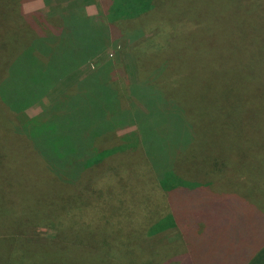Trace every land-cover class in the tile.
Here are the masks:
<instances>
[{
	"label": "rangeland",
	"instance_id": "rangeland-1",
	"mask_svg": "<svg viewBox=\"0 0 264 264\" xmlns=\"http://www.w3.org/2000/svg\"><path fill=\"white\" fill-rule=\"evenodd\" d=\"M82 5L90 15L100 11L98 0H27L21 8L23 14L50 17ZM146 15L119 23L122 32L114 47L60 81L41 104H52L97 64L110 61L125 108L129 86L138 80L155 82L166 63V80L155 84L175 97L181 110L160 120L152 134L156 141L147 148L135 126L102 138L98 152L113 155L101 163L115 157L117 173L101 166L103 174L89 179L92 187L73 195L71 209L70 195L57 183L43 190L46 170L23 154L20 147L28 142L15 135L0 112V264H102L98 255L87 252L96 242L94 246L105 247L100 228L135 242L131 264H155L163 254L175 256L183 248L179 226L147 235L168 214L192 218V239L199 237L200 218L211 215L205 212L213 202L221 212L228 210L220 218L226 232L257 220L238 219L242 204L264 215V0H154L153 12ZM23 36H0V49L14 50ZM40 111L41 105H35L25 114L33 117ZM156 158L162 159L158 177L176 186L168 194L180 200L170 202L161 194L147 162ZM201 177L216 181L210 184ZM183 178H195L196 185L179 186ZM180 189L189 190L187 199ZM199 201L202 207L194 209ZM193 209V215L186 213ZM23 228L28 242L56 238V243L52 248L26 247L18 235ZM234 236L241 241L238 231ZM110 239L108 244L114 245ZM76 241L86 247L77 248Z\"/></svg>",
	"mask_w": 264,
	"mask_h": 264
},
{
	"label": "trees",
	"instance_id": "trees-1",
	"mask_svg": "<svg viewBox=\"0 0 264 264\" xmlns=\"http://www.w3.org/2000/svg\"><path fill=\"white\" fill-rule=\"evenodd\" d=\"M26 1L0 0V36L12 32L25 34L22 43L14 50L0 49V56H3L0 57V112L3 121L14 128L15 135L28 142V145L23 143L20 147L23 154L33 163L40 162L47 171L45 173L50 180L43 178L40 182L43 190L58 187L68 193L70 196L66 198L70 200L68 208L71 209L74 207L71 205L73 195L79 194L80 188L92 187L93 179H89L94 174H103L101 166L106 172L113 170L117 173L115 157L107 165L101 163L104 157L112 154L109 151L98 152L96 146L101 140L135 126L141 144L147 148L152 141H156V136L152 134L161 124L160 120L170 118L174 110L181 109L175 97L166 94L155 84L156 81L160 83L166 80L170 72L166 63L162 64L155 82L138 80L130 85V100L125 108L122 107V94L116 85L115 71L110 61L97 64L68 92L61 94L52 104L42 106V99L60 81L114 47L122 32L119 23L135 20L144 14L149 16L154 10V0H98L100 11L93 15L88 14L82 5L67 8L50 17L40 12L23 14L21 7ZM35 105H41L40 113L33 117L26 116L25 112ZM189 128L194 133L193 124ZM186 131L190 132L188 128ZM146 155L150 158L147 152ZM161 160H147L158 188L170 202L180 200L168 194L176 186L166 185V180L158 177L160 171L157 165L161 164ZM194 179L183 178L178 181L179 186L193 188L196 185ZM200 179L210 184L216 181L213 178ZM51 183L59 186H52ZM180 190L183 198L187 199L189 190ZM226 202L229 204V199ZM197 204L194 209L202 207L200 201ZM239 207L243 212L238 219L241 220L243 216L247 220L255 216V223L233 227L226 232L220 218L228 210L221 212L213 202L211 210L205 212L211 215L207 219L200 218L201 235L193 236L195 240L189 237L191 217L181 220L168 214L170 218H165L161 225L158 224L160 220L155 222L147 235L153 236L179 226L183 247L175 256L168 255V258L163 254L155 264H160L161 260H164V264H264V215L261 211L252 210L254 207L250 205L242 204ZM194 209L186 213L193 215ZM237 231L241 241L234 239ZM26 234L25 228L18 233L26 247L52 248L56 243V238L28 242L25 240ZM100 234L105 236L102 241L106 245L103 249L94 246L97 242L89 245L87 252L91 254L90 257L98 255L102 264H131L130 253L135 242L130 237L120 236L118 231L112 232L111 228H100ZM110 238H114V245L108 244ZM75 245L77 248L86 247L78 241ZM187 249V253L181 257ZM84 259L77 258L78 261Z\"/></svg>",
	"mask_w": 264,
	"mask_h": 264
}]
</instances>
